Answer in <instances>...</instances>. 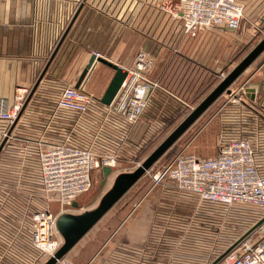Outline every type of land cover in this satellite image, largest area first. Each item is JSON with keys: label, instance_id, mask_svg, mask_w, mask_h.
Instances as JSON below:
<instances>
[{"label": "crops", "instance_id": "0c3cea01", "mask_svg": "<svg viewBox=\"0 0 264 264\" xmlns=\"http://www.w3.org/2000/svg\"><path fill=\"white\" fill-rule=\"evenodd\" d=\"M169 1L0 0V108L14 102L17 88L29 91L15 125L0 118V264L45 261L32 246V214L46 207L38 159L41 142L64 141L101 153L118 152L120 159L132 155L176 110L185 103L191 106L213 82H219L216 75L227 71L234 46L252 41L258 20H264V0H242L245 16L233 42L218 28L190 35L171 12ZM142 48L154 57L148 76L158 86L130 128L126 130L101 101L115 71L100 61L82 81L95 97L89 110L78 113L57 105L67 86L80 84L93 55L129 69ZM251 87L254 99L262 104L264 66ZM238 108L227 103L205 119L202 115L201 128L188 148L202 158L210 157L232 138L250 136L257 139L258 165L264 173V121L256 120V131L242 135ZM148 194L122 235L127 246L99 247L85 264H211L217 259L201 249L209 235L205 218L197 227L190 222L197 194L181 190L172 180L149 199ZM174 229L181 231V238ZM223 232L221 226L217 234ZM190 239L197 243H189ZM78 244L57 264H82L85 243L79 248Z\"/></svg>", "mask_w": 264, "mask_h": 264}, {"label": "built area", "instance_id": "2783aa9c", "mask_svg": "<svg viewBox=\"0 0 264 264\" xmlns=\"http://www.w3.org/2000/svg\"><path fill=\"white\" fill-rule=\"evenodd\" d=\"M169 2L171 12L182 21L184 31L190 35L214 28L237 31L245 16V4L242 0ZM153 66V55L146 48L140 49L134 66L125 69L127 76L112 102L105 106L129 121H137L144 113L152 91L158 86L157 81L148 76ZM228 73L222 72L221 79ZM248 86L247 81L237 89L230 88L232 98L229 97L228 101H236L238 92L246 93ZM28 92L27 88H17L14 102L10 106L3 104L0 108V118L9 126L15 125L19 120ZM94 98L85 82H82L79 86H67L59 96L57 105L63 109L86 113ZM262 105L264 106V101ZM4 135L7 136L8 133L5 132ZM256 154V141L248 136L232 138L220 146L216 155L204 158L185 146L154 178L158 182L164 175H168L178 188L197 194L200 201L256 205L263 219L264 173L259 168ZM38 159L41 193L46 200V207L32 214V246L42 255L51 256L63 243V237L57 228L58 216L76 209L73 202L77 201L79 206V197L93 185L95 171H100L103 166L112 168L116 164V158L112 153H101L92 147L59 141L41 142ZM147 173H150V169ZM53 204L57 205V211L52 209ZM221 263L264 264V220L260 223L258 221V224L237 240Z\"/></svg>", "mask_w": 264, "mask_h": 264}, {"label": "rangeland", "instance_id": "374dc122", "mask_svg": "<svg viewBox=\"0 0 264 264\" xmlns=\"http://www.w3.org/2000/svg\"><path fill=\"white\" fill-rule=\"evenodd\" d=\"M166 4V3H165ZM168 4V2H167ZM166 4V5H167ZM244 20V18H243ZM259 21V22H258ZM259 29L255 37L249 43L242 42V44H237L232 49L230 54L231 63L227 67V73L230 72L241 60L235 59L234 54L238 50V48L243 44H249L251 51L253 47L264 37V20H258ZM243 23V21H242ZM222 31H226L229 35L230 41H234L238 38L241 30L242 25L239 30L237 31H230L221 29ZM249 51V52H250ZM264 66V52L244 71V73L231 85L230 88L237 89L244 83L248 81L249 86L251 87L252 82L254 79L257 78V74L260 69ZM217 81H221V73L219 77V73H217ZM218 82V83H219ZM218 83L214 82L211 84V87L205 89V93L198 97L197 101L193 103L186 104L185 106L180 107L176 110L172 116L166 121V123L158 128L154 133H152L139 147L129 155L128 157H121L119 156L118 152H114L112 154L115 155L116 164L112 167L111 173L108 177L103 180V175L100 171H95L94 173V181L93 185L90 190L79 197V206L76 209H73L72 212L80 213L89 209L96 207L101 199V197L105 194V192L111 188L115 177L117 174L121 172H128L134 170L138 167L144 159L175 129V127L192 111V108H195L215 87ZM21 88V87H19ZM213 88V89H212ZM247 90V89H246ZM204 92V90L202 91ZM241 97V100L239 98ZM232 98V95L229 92H224L214 103L212 106L209 107L207 112L203 114V118H207L211 115L218 106L226 103L238 105L241 113L243 122L240 126L242 129V135L247 134L250 135L251 131H256V120L257 121H264V106L257 102V100H250L247 98L245 92L241 91L238 92V96L236 101L229 100ZM188 103V101H187ZM212 107V108H211ZM117 120L119 123L124 124L126 126V130L130 128L135 122L129 121L128 119L118 115L115 113ZM202 121L198 120V122L192 125L187 132L165 153L163 156L153 165L154 167L150 168V173L145 174L147 176L144 178L146 181L145 191L144 194L140 197V200L144 197L146 192H149L147 198L149 199L153 192L159 189L162 184H170V178L168 175H164L158 182L154 176L162 172L165 167L172 161L175 154L183 147L187 146V149L190 150L189 143L190 138L196 134L203 123ZM128 127V128H127ZM264 136V133L262 134ZM250 137V136H248ZM253 138V137H252ZM257 144V139L254 138ZM156 184L154 185V183ZM142 183L138 184L134 190L130 191L126 196H124L97 224V226L92 229L89 233L83 237L80 243L78 244V248L83 245L82 252L80 256L82 260L80 261L82 264H85V260L91 256V254L100 248H108V247H122L127 246V243L123 241L122 235L128 230V224L130 221L138 214L139 209L141 208L140 201L134 200V194L136 191H139V187ZM154 185V186H153ZM153 186V187H152ZM149 190V191H148ZM151 190V191H150ZM146 198V200H147ZM197 201L194 207H190V222L193 224L192 226L197 227L198 224L202 220L201 217H204L205 226L208 228L206 234L207 236L206 243H203V247L205 251H208L211 254V258H217L220 254L224 253L229 247H231L237 240L243 237L250 229L258 223L262 219L260 209L253 204L247 203H231V204H223V203H208L205 201H200L199 198L194 197ZM143 200V201H146ZM139 201V202H138ZM144 204V202H143ZM204 204V205H203ZM52 209L57 211V205L53 204ZM136 207V208H135ZM135 208V209H134ZM134 209V210H133ZM133 210V211H132ZM132 211V212H131ZM176 216V213H174ZM129 216V217H128ZM223 226V234L218 235L219 228ZM117 229V230H116ZM179 229V228H178ZM114 235L105 242L109 235L115 231ZM193 232H197L196 229ZM174 235L177 238H181V231L174 229ZM189 238L190 235L188 234ZM173 238V236H170ZM193 237V236H192ZM173 242H177V240L181 239H171ZM171 240H165L167 242ZM105 242V243H103ZM179 242V241H178ZM103 243V244H102ZM189 243H197L194 239H190ZM201 245V244H200ZM44 256V255H43ZM50 256H44L45 261ZM44 261V262H45ZM43 264V263H42Z\"/></svg>", "mask_w": 264, "mask_h": 264}, {"label": "water", "instance_id": "95a60500", "mask_svg": "<svg viewBox=\"0 0 264 264\" xmlns=\"http://www.w3.org/2000/svg\"><path fill=\"white\" fill-rule=\"evenodd\" d=\"M264 52V37L253 49L216 85V87L175 127V129L132 171L121 172L116 175L111 188L101 197L98 205L92 209L74 213L68 212L58 216L57 228L63 237L62 245L43 264H57L76 244L106 215V213L142 178L147 170L165 154L186 132L199 120L208 108L224 93L229 92L231 85L244 73V71ZM95 61H100L114 69L115 73L106 88L101 101L110 104L127 76V71L117 63L104 57L93 55L85 69L80 84L87 75ZM79 84V85H80ZM78 85V86H79ZM255 89L248 87L246 95L255 98ZM3 146V145H2ZM0 147V150L2 148ZM110 166H103L101 173L105 180L111 173ZM78 207V202H73ZM261 219L259 221L262 222ZM258 224V223H257ZM231 248V247H230ZM228 248L211 264L221 263Z\"/></svg>", "mask_w": 264, "mask_h": 264}, {"label": "trees", "instance_id": "16d2710c", "mask_svg": "<svg viewBox=\"0 0 264 264\" xmlns=\"http://www.w3.org/2000/svg\"><path fill=\"white\" fill-rule=\"evenodd\" d=\"M249 48H250V45H249V44H243V45H241V46L238 48V50L236 51V53L234 54V58H235V59H238V60H241L242 58H244V57L249 53V51H250ZM212 89H213V88H212ZM250 100H251V99H250ZM212 105H213V104H212ZM212 105H211V106H212ZM152 167H154V166H152ZM144 178H146V181H147V179H149V178H147L146 175H144V176H143L142 178H140V179L138 180V182H137V183H136V184H135V185H134V186H133V187H132L127 193H126V194H128L130 191L134 190V188H136V186H138V184L142 183V185H141V186L139 187V189H138L139 191H136V193L134 194V197H133V198H134L135 201H137V200L140 201V197L144 194L143 192L145 191V187H146V185H145L146 181H144ZM126 194H125L124 196H126ZM124 196H123V197H124ZM123 197H122V198H123ZM122 198H121V199H122ZM121 199H120V200H121ZM120 200H119V201H120ZM119 201H118V202H119ZM139 201H138V202H139ZM118 202H117V203H118ZM117 203H116V204H117ZM116 204H115V205H116ZM115 205H114V206H115ZM114 206H113V207H114ZM113 207H112V208H113ZM112 208H111V209H112ZM135 208H136V207H135ZM135 208H134V209H135ZM111 209H110V210H111ZM134 209H133V210H134ZM110 210H109V211H110ZM133 210H132V211H133ZM109 211H108V212H109ZM132 211H131V212H132ZM108 212H107V213H108ZM107 213H106V214H107ZM103 217H104V216H103ZM97 224H98V223H97ZM97 224H96L92 229H94V228L97 226ZM92 229H91V230H92ZM91 230H90V231H91ZM116 230H117V229H116ZM116 230L113 231V232L109 235V238H108L105 242H108V240L114 235V233L116 232ZM90 231H89V232H90ZM89 232H88V233H89ZM84 237H85V236H84ZM82 239H83V238H82ZM82 239H81V240H82ZM81 240H80V241H81ZM80 241H79V242H80ZM79 242H78V243H79ZM105 242H103V243H105ZM103 243H102V244H103ZM105 244H106V243H105ZM76 245H77V244H76ZM74 248H75V247H73V249H74ZM73 249H72L71 251H73ZM71 251H70L66 256L70 255V254H71Z\"/></svg>", "mask_w": 264, "mask_h": 264}]
</instances>
